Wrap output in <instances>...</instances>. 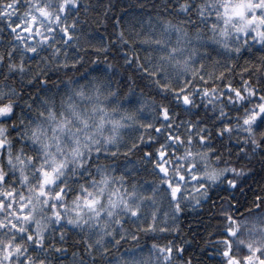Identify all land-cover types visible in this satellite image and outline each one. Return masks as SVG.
Instances as JSON below:
<instances>
[{
	"label": "snow or ice",
	"instance_id": "6c2138e0",
	"mask_svg": "<svg viewBox=\"0 0 264 264\" xmlns=\"http://www.w3.org/2000/svg\"><path fill=\"white\" fill-rule=\"evenodd\" d=\"M114 7L0 0V33H7L0 48V264H65L60 257L69 247V264H174L182 244L152 239L145 251L140 234L175 232L178 214L214 195L221 201L218 264H264V188L246 215L233 208L235 200L226 210L228 197L219 196L235 191L249 171L239 161L264 160V0H166L163 12L149 13L127 39L117 18L118 54L129 63L132 48H124L139 41L144 59L137 55L135 64L159 103L121 94L106 57V67L81 73L78 55L68 54L84 23L81 11L99 9L110 21ZM257 45L260 63L249 71L245 53ZM53 70L64 74L58 85ZM9 78L19 80V90ZM200 105L211 123L190 118ZM144 109L151 120L141 118ZM134 151L142 156L132 163ZM138 170L153 176L150 192L137 183ZM127 241L137 243L122 248Z\"/></svg>",
	"mask_w": 264,
	"mask_h": 264
},
{
	"label": "trees",
	"instance_id": "16d2710c",
	"mask_svg": "<svg viewBox=\"0 0 264 264\" xmlns=\"http://www.w3.org/2000/svg\"><path fill=\"white\" fill-rule=\"evenodd\" d=\"M82 3L85 0H81ZM98 2L105 5H114V8H109L106 15L111 17V20L104 19L105 13L99 9L93 11L89 10L87 15L81 11V20L84 23L78 29L77 45L75 47H70L68 50L69 55L76 54L80 58V72L83 73L88 69L106 67L105 57L107 61L113 65L112 71L116 73L113 78V86L122 90L123 92H129L130 99L133 101H138L141 96L143 98L155 99L157 103L160 102V97L156 96L153 87L149 84L148 79L145 78V73L142 70L137 69L135 64V58L137 55L140 56L141 61L144 59L143 49L137 51L139 47V41H129V45H126L124 51H127L129 46L132 48L131 58L129 63H125L121 57L123 52H119L120 43L114 35V29L112 24L116 22L119 18L118 30L123 32L125 39L129 36L134 37L136 32L142 31V22L148 20V14L151 13L153 16L157 11L163 12V5L166 0H90L92 6H96ZM146 27V25H145ZM103 43L107 44L106 50L103 49ZM7 42V33H0V48H3ZM115 44L116 47H112ZM248 63L251 65L249 71H255V66L260 63V51L259 46H255V50L251 55L245 53ZM245 58H241L240 64H244ZM233 80L239 82V68L236 64H233ZM71 74V73H69ZM50 79L55 82L56 85L59 84L57 77H63V73H56L51 71L49 73ZM228 75L227 73L225 74ZM258 75L264 77V72H260ZM9 85H13L19 90V80L15 81L9 78L6 81ZM49 84V87H52ZM150 102V101H149ZM139 107V104L136 105ZM200 111H195L190 117L195 120L196 116H200L202 120L206 123H211L207 120L205 112L203 111V105H200ZM211 106H209L210 108ZM212 112L209 111L207 116H211ZM141 118L145 120H151L152 113L147 109L141 112ZM185 118L187 115H185ZM137 127V126H133ZM141 131H145L141 129ZM130 134V130H125L124 135ZM138 135V133H137ZM163 139V136L160 137ZM145 145L151 147L152 142L147 141L145 137ZM215 147H219L215 141H213ZM233 157L235 160V149H232ZM142 156V151H134L133 154L127 157V159L135 163ZM124 157L118 160L119 164L124 163ZM232 162V161H230ZM239 163H245L249 171L242 177L239 181V187L235 191H231L230 194L223 190L219 191V196L224 197L227 195L228 199L225 202V209L231 204L233 200L238 201L237 205H234V209H238L239 213L246 215L245 209L249 207V203L254 199L255 195H261V189L264 188V160L257 155L250 162L249 161H239ZM140 165L150 171L147 165H144L143 160H140ZM139 180L138 184H142L145 189L149 192L151 191V186L153 183V176L147 174L145 171L138 170ZM163 194V188L160 189L158 194H155V198L160 204L159 219L163 220V212L166 210V203L161 199ZM213 200L216 201L215 206H213ZM220 205L221 201L215 195L213 199L209 200L208 203L204 204L202 207L196 208H186L183 212L178 214V219L175 220V226L177 230L175 232L168 231L161 233L157 231L156 233L148 232L141 233L138 239L140 245H143L145 251L151 244V240L155 239L158 243H167L171 240L173 244L183 245V255L178 256L174 254L173 261L174 264H179L180 260H191L192 264H218V257L214 255L217 248L216 243V233L219 229V217H220ZM264 207V205H262ZM169 229L173 227V220L171 215L167 221ZM161 226H164L161 224ZM147 241V243H146ZM136 241H127L121 245L122 248L133 247ZM73 249L69 247L67 258L61 256L60 259L65 261V264H69L71 260V253ZM83 249L81 248V252ZM115 251V249H113Z\"/></svg>",
	"mask_w": 264,
	"mask_h": 264
}]
</instances>
